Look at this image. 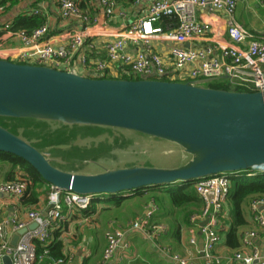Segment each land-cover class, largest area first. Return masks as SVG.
<instances>
[{
    "label": "water",
    "instance_id": "obj_1",
    "mask_svg": "<svg viewBox=\"0 0 264 264\" xmlns=\"http://www.w3.org/2000/svg\"><path fill=\"white\" fill-rule=\"evenodd\" d=\"M148 78H91L0 59V117L134 131L179 146L190 159L174 169L148 167L97 174L62 171L0 126V151L28 163L54 188L80 195L136 192L264 166V92H237ZM6 197V195H0ZM53 205L50 206V210ZM47 213L43 215L46 217ZM205 220L200 224L207 223ZM37 223L19 230L20 235ZM203 239L200 240L202 250ZM3 264H11L8 256Z\"/></svg>",
    "mask_w": 264,
    "mask_h": 264
},
{
    "label": "built area",
    "instance_id": "obj_2",
    "mask_svg": "<svg viewBox=\"0 0 264 264\" xmlns=\"http://www.w3.org/2000/svg\"><path fill=\"white\" fill-rule=\"evenodd\" d=\"M142 0H134L140 3ZM264 7V0H255ZM59 16L64 21L76 22L79 29L66 31L58 36H50L46 24L31 31L17 30L11 24H4L1 28L0 47L7 40L19 41L22 48L4 51L0 49V59L19 64L48 67L55 70L77 73L75 56H79V65L84 70L94 72L91 77L108 78L111 65L118 68L127 67L131 75L154 80L190 83L200 80L222 79L228 80L231 91L236 89L241 92H264V42L255 39L249 32L234 21L236 0H147L145 16L137 23L116 33L113 39L105 45L106 59L94 61L84 52L91 49L92 34L89 29L97 25V18L83 11L75 0H57ZM107 18L112 17L115 8L114 0H100ZM5 5H0V14L4 13ZM209 13H224L228 20L226 23V36L232 45H206L201 48H185L192 42L202 40L212 28L210 23L197 21V11ZM38 12L35 11L34 14ZM163 17L173 18L176 23H166L164 28L155 27V22ZM159 39L170 45L168 56L169 63L163 57L155 54L150 47L151 39ZM54 40L59 42L55 46ZM141 43V49L134 55L124 52L126 42ZM248 42L245 48L238 45ZM218 51V52H217ZM5 56V58H1ZM121 69V70H122ZM79 75V74H78ZM109 79V78H108ZM240 92V91H237ZM264 166L251 169L248 176L263 174ZM238 173L218 174L200 179L194 187L202 206L199 213L190 217L192 224H206L200 226V234L203 239L202 250L197 248V240L194 236L190 244L200 254L202 264H221L222 260L215 254V247L219 242L216 231L218 216L229 194L231 177ZM48 199L53 205L46 217L37 211L27 214L29 221H19L16 217L7 223H0V264L3 258L8 256L11 264H36L43 256H37L36 242L48 245L51 241V231L64 221L62 205L68 211L86 210L92 203L93 195H80L74 192L61 191L49 186ZM27 184L23 180H15L0 183V195L22 197ZM256 226L264 231V197L254 198L249 205ZM157 208L153 206L145 219L135 220L130 224L129 230L140 232L144 239L152 240L166 232V226L149 222L150 217ZM37 223V228L28 230L20 235L15 246L6 239L5 227L8 226L13 233L28 227L29 223ZM126 234L124 230H108L105 232L106 246L102 254V263L105 264L114 259L118 250L127 248L123 244ZM256 231L244 232L241 235L242 243L252 246V240L256 239ZM172 260L178 264H188V261L174 254ZM239 264H264V256L257 247H252L250 252H236L226 259V263ZM63 260H53L52 264H64Z\"/></svg>",
    "mask_w": 264,
    "mask_h": 264
},
{
    "label": "crops",
    "instance_id": "obj_3",
    "mask_svg": "<svg viewBox=\"0 0 264 264\" xmlns=\"http://www.w3.org/2000/svg\"><path fill=\"white\" fill-rule=\"evenodd\" d=\"M1 1V0H0ZM80 8L90 16L97 18V25L89 29L93 36L90 40L92 48L85 49V53L91 63L104 61L106 59L105 45L113 39L116 33L128 28L133 23L142 20L146 13L147 0L135 3L134 0H114L115 8L112 17L107 18L100 0H75ZM234 21L249 32L255 39L264 42V7L255 0H236ZM0 14V30L4 24L17 27L20 17L40 16L49 29L50 36H58L70 30L79 29L76 22L64 21L59 16L57 0H20L17 5L8 7ZM37 11V14L34 12ZM227 16L221 12L209 13L197 11V21L210 23L212 31L202 40L184 45L185 48H201L206 45H232L226 36ZM155 27L164 28L166 23L163 19L155 22ZM169 23V22H168ZM3 32L0 31V36ZM55 46L60 43L55 41ZM247 41L238 45L241 48L247 46ZM152 51L160 55L169 63L170 45L159 39H151ZM22 48L19 41L7 40L1 45L4 51L18 50ZM141 49V43L133 44L126 42L124 52L130 55L136 54ZM218 52V51H217ZM1 58H5L2 56ZM77 73L82 76L93 75L91 70H84L79 63V56H75ZM118 68L116 65L109 67L108 76L117 79L122 73L131 75L127 67ZM225 79V78H223ZM202 81V80H200ZM219 81V79L214 80ZM212 81V82H214ZM203 86V85H202ZM120 169V168H119ZM114 170V169H109ZM12 167L7 163L0 162V183L8 182ZM16 177L21 175L15 172ZM50 187L47 184L39 185L35 192L37 201L30 200L31 192L22 197L0 196V223H7L16 217L19 221H29L27 214L31 211L39 212L42 217L48 213L52 205L48 199ZM98 195L93 198V204L86 211H68L62 205L64 221L58 223L53 229L54 240L61 241L64 254V264H103L102 254L106 246L105 232L108 230H124L126 234L123 244L128 247L120 248L115 258L105 264H178L172 260L174 254L188 261V264H202L200 254L190 244L194 236L197 240V248L200 250V222L196 225L190 221L186 223V215L182 209L171 206L169 195L164 189L157 187L147 188L138 192L122 193L118 196ZM254 197H248L241 205L243 225H235L233 206L226 199L218 216L216 231L219 242L215 247V254L222 260L221 264H239L236 262L226 263V259L232 257L236 252H250L252 247H257L264 256V231L256 226L249 205ZM155 206L156 212L150 217L149 222L166 226V232L152 240L144 239L138 231L129 230L130 224L138 219H145L151 208ZM202 202L199 203L198 213ZM33 224L29 223L28 227ZM234 228V232H230ZM256 231L258 237L252 240V246H244L241 235L244 232ZM6 239L12 241L17 233H13L8 226L5 227ZM53 236V237H54ZM42 261L36 263L41 264Z\"/></svg>",
    "mask_w": 264,
    "mask_h": 264
},
{
    "label": "rangeland",
    "instance_id": "obj_4",
    "mask_svg": "<svg viewBox=\"0 0 264 264\" xmlns=\"http://www.w3.org/2000/svg\"><path fill=\"white\" fill-rule=\"evenodd\" d=\"M136 77L131 75L132 79ZM28 122V119L0 117L1 127L27 141L54 167L65 172L97 174L132 167L174 169L190 159L179 146L134 131L110 127L105 129L113 130H95L78 125L67 128L61 133L62 139L54 141V136L50 137L49 133H56L59 126L50 124L49 130L46 127L39 131V136L34 133V128L28 127L26 131ZM104 196L109 198V195Z\"/></svg>",
    "mask_w": 264,
    "mask_h": 264
},
{
    "label": "trees",
    "instance_id": "obj_5",
    "mask_svg": "<svg viewBox=\"0 0 264 264\" xmlns=\"http://www.w3.org/2000/svg\"><path fill=\"white\" fill-rule=\"evenodd\" d=\"M20 0H1L0 5H8V7H12L18 4ZM165 22L169 23H176V20L173 18L163 17L162 18ZM17 28L21 30L31 31L37 27H40L44 24V19L40 16H29V17H20L17 20ZM91 77V76H87ZM96 78L98 77H91ZM109 79H114L112 77H108ZM117 79H128V80H139L141 78L136 77V79H132L131 75H124L120 74ZM203 86L217 89V90H230V86L228 84L227 79H219V81H214L210 83L203 84ZM236 91H244L240 89H236ZM6 120H14V118H5ZM28 125L26 126V131H28V127H31L30 129L34 128V133L39 134V131L43 128L46 129V127L49 130L50 124H54L56 126H59L56 130V133H49V136H54V141H57L59 139H62L61 133L67 128H73L78 125H64L57 122L52 121H45V120H35V119H28ZM88 127V126H85ZM93 129L98 130H113V129H105V127L101 126H89ZM55 132V131H54ZM32 133V132H31ZM61 136V137H60ZM0 162L7 163L12 167V171L9 173L8 180L9 181H15V180H23L27 184L26 191L24 195L29 191L31 192V202L35 203L37 201L36 196V188L39 185L47 184L44 182L41 177L36 173V171L25 161L22 159L16 157L13 154L1 152L0 151ZM20 172L21 175L17 178L15 172ZM248 171L240 172L237 176L231 177V185L229 189V194L227 196L228 201L233 206V213H234V220H235V227L243 225L242 222V210L241 205L248 197H254V198H262L264 197V173L263 174H256L254 176H248ZM195 181H188V182H177L174 184L164 185V186H158L157 188L164 189L165 192L169 195L171 206L177 209H182L184 215H186V223L190 221V217L193 214L198 213V206L201 202L199 196L197 195L194 187ZM49 185V184H47ZM50 186V185H49ZM154 188V187H153ZM147 189V188H144ZM144 189L137 190L141 191ZM23 195V196H24ZM120 195V194H118ZM114 195V196H118ZM111 197V196H110ZM253 198V199H254ZM93 204V201L91 205ZM90 205V206H91ZM90 206L86 209H90ZM83 210V211H86ZM234 228L230 232V235L233 234ZM51 241L48 245H43L39 242H36V252L37 256H43V251L45 248L48 249V254L44 255L40 260L42 261L41 264H52L53 260H63L65 261L64 254L62 252V243L61 241L54 240L55 236L53 235V232L51 231ZM54 236V237H53ZM38 263V262H37Z\"/></svg>",
    "mask_w": 264,
    "mask_h": 264
}]
</instances>
